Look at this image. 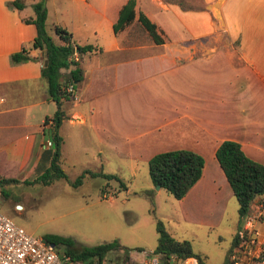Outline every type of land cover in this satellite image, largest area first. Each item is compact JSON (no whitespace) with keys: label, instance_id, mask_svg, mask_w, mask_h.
Instances as JSON below:
<instances>
[{"label":"crops","instance_id":"1","mask_svg":"<svg viewBox=\"0 0 264 264\" xmlns=\"http://www.w3.org/2000/svg\"><path fill=\"white\" fill-rule=\"evenodd\" d=\"M125 1L53 0L52 15L42 2L55 41L52 26L59 24L74 42L93 46L78 53L77 97L63 104L61 163L68 145L89 149V136L97 155L119 156L124 149L147 160L162 150L196 151L201 174L178 202L187 217L210 214L229 186L214 157L221 140L237 141L264 164V0H199L189 8L177 0H134V17L114 32ZM23 9L0 0L1 171L35 166L41 143L50 141L49 119L43 120L51 114L44 108L54 102L39 72L41 51L29 49L31 60L9 59L35 34L34 24L22 20L33 12ZM139 12L155 25L160 42L138 21Z\"/></svg>","mask_w":264,"mask_h":264},{"label":"rangeland","instance_id":"2","mask_svg":"<svg viewBox=\"0 0 264 264\" xmlns=\"http://www.w3.org/2000/svg\"><path fill=\"white\" fill-rule=\"evenodd\" d=\"M35 1L24 0L23 11L33 12L32 3ZM177 1L190 7L199 4V0ZM52 2L47 0L46 4L50 15ZM6 6L12 7L7 0ZM54 108V104L49 103L44 110L51 114ZM90 141L89 136L87 150H76L72 145L66 147L61 166L67 179L59 178L48 184L33 182L38 166L0 170V176L16 179L0 186V212L35 237L46 232L57 233L85 245L116 239L121 247L105 254L101 262L107 264L118 259L127 249H153L157 235L155 221L158 219L173 237L189 240L192 252L201 256L202 264H224L240 221L229 186L226 193L220 195L217 210L214 206L210 214L194 216L189 212L190 217H187L178 198L151 183L144 157H134V151L124 149L119 156H114L112 151L97 155L94 143ZM84 169L114 176L85 175L79 185L72 186L68 180H73ZM24 171L28 173L25 180ZM1 188L5 194L1 193ZM210 198L214 199L211 195ZM201 220H210L211 223ZM258 227L264 228L261 224Z\"/></svg>","mask_w":264,"mask_h":264},{"label":"trees","instance_id":"3","mask_svg":"<svg viewBox=\"0 0 264 264\" xmlns=\"http://www.w3.org/2000/svg\"><path fill=\"white\" fill-rule=\"evenodd\" d=\"M7 4L20 9L24 6V0H7ZM179 4L182 8L190 7L180 2ZM133 5L134 0H126L121 5L116 20L112 24L114 32L134 17ZM32 9L33 16L22 17V20L34 24L35 34L29 43L10 52L9 59L13 63L34 59L35 57L29 54L31 48H38L42 54L39 72L46 81V92L48 98L53 100L55 108L51 115L43 120V124H45L49 119L48 133L51 144L49 148H43L35 165V167H39L38 173L32 178V181L48 184L59 178L67 179L61 166L60 144L62 137L58 133V127L64 117L63 104L66 101H71L72 98L63 87L68 80L75 85L82 77L77 61H73L69 56L74 50L80 53L93 46L89 43L74 42L70 32L59 24L52 26L53 33L59 39V42L55 41L45 27L46 10L42 2L39 0L33 2ZM137 19L154 42L161 41L156 33L155 25L141 12L137 14ZM61 69H67V71L62 72ZM214 157L236 200L237 212L240 217L248 209L253 195L264 192V164L249 158L242 151L240 144L231 139H223L217 144L214 149ZM202 166V156L196 151L186 148L158 151L147 159V172L151 183L158 184L174 198H180L185 194L199 178ZM85 175H101L107 178L114 176L112 173L84 169L73 180L68 181L72 186H77ZM15 180L14 177L0 176V186ZM1 193L5 194L2 188ZM155 230L157 233L156 244L153 248L155 251L174 252L180 256L192 254L196 256L199 264H202L201 256L192 252L189 240L173 237L158 219L155 221ZM41 237L52 243L57 251L69 254L71 260L78 261V264H90L93 260L100 262L108 251L121 247L116 239L85 245L76 242L70 236L57 233L46 232ZM234 240L235 236L232 238V243Z\"/></svg>","mask_w":264,"mask_h":264},{"label":"built area","instance_id":"4","mask_svg":"<svg viewBox=\"0 0 264 264\" xmlns=\"http://www.w3.org/2000/svg\"><path fill=\"white\" fill-rule=\"evenodd\" d=\"M78 60L74 50L69 56ZM64 90L74 100L77 95L74 84L67 81ZM51 141L41 143L49 148ZM264 192L251 198L248 209L241 214L239 225L234 233L235 240L227 252L224 264H264ZM70 255L57 251L52 243L41 236L28 234L21 226L13 223L0 212V264H78ZM90 264H107L93 260ZM108 264H199L192 254L177 255L174 252L155 251L154 249H132L124 251L118 259Z\"/></svg>","mask_w":264,"mask_h":264},{"label":"water","instance_id":"5","mask_svg":"<svg viewBox=\"0 0 264 264\" xmlns=\"http://www.w3.org/2000/svg\"><path fill=\"white\" fill-rule=\"evenodd\" d=\"M154 186H155V188H158V187H159V185H158V184H155Z\"/></svg>","mask_w":264,"mask_h":264}]
</instances>
